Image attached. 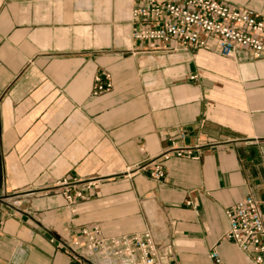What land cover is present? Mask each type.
<instances>
[{"label": "crops", "instance_id": "crops-1", "mask_svg": "<svg viewBox=\"0 0 264 264\" xmlns=\"http://www.w3.org/2000/svg\"><path fill=\"white\" fill-rule=\"evenodd\" d=\"M215 1L264 21V0ZM132 7L0 0V264H120L67 255L93 225L148 231L160 264H264L225 240L242 198L264 214V50L133 41ZM106 74L112 89L93 96ZM62 182L83 199L67 203Z\"/></svg>", "mask_w": 264, "mask_h": 264}, {"label": "built area", "instance_id": "built-area-1", "mask_svg": "<svg viewBox=\"0 0 264 264\" xmlns=\"http://www.w3.org/2000/svg\"><path fill=\"white\" fill-rule=\"evenodd\" d=\"M133 3L131 15L135 28L131 34L133 41L157 42L169 50L205 49L223 57H233L237 50H245L253 57H260L264 50V21L251 11L232 8L215 0H130ZM112 89L111 77L106 74L94 79L92 95H102ZM173 156H191L190 150H174ZM163 160L168 153L162 154ZM151 178L164 177L161 162H156L151 170ZM65 188L62 193L67 203L83 199L75 184L60 183ZM228 230L225 240L232 242L240 251L254 254L264 253V214L257 199L246 196L226 210ZM84 240L73 239L62 245L67 255L85 260L87 255H100L110 261L120 260V264H160L157 247L148 231L127 236L106 237L99 226L84 230ZM210 258L219 263L215 251ZM261 256L256 261H261Z\"/></svg>", "mask_w": 264, "mask_h": 264}]
</instances>
